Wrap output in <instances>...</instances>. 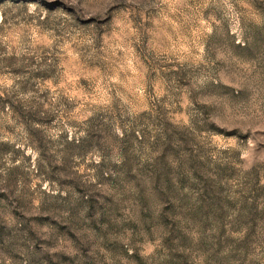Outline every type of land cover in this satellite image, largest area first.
I'll use <instances>...</instances> for the list:
<instances>
[{
	"label": "rangeland",
	"instance_id": "rangeland-1",
	"mask_svg": "<svg viewBox=\"0 0 264 264\" xmlns=\"http://www.w3.org/2000/svg\"><path fill=\"white\" fill-rule=\"evenodd\" d=\"M0 264H264V0H0Z\"/></svg>",
	"mask_w": 264,
	"mask_h": 264
}]
</instances>
